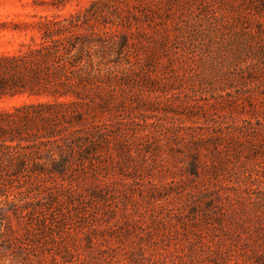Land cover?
<instances>
[{
    "label": "rangeland",
    "instance_id": "1",
    "mask_svg": "<svg viewBox=\"0 0 264 264\" xmlns=\"http://www.w3.org/2000/svg\"><path fill=\"white\" fill-rule=\"evenodd\" d=\"M50 23L95 71L0 161V264H264V0H0V55Z\"/></svg>",
    "mask_w": 264,
    "mask_h": 264
},
{
    "label": "trees",
    "instance_id": "2",
    "mask_svg": "<svg viewBox=\"0 0 264 264\" xmlns=\"http://www.w3.org/2000/svg\"><path fill=\"white\" fill-rule=\"evenodd\" d=\"M69 29L64 25L59 30L55 23H50L45 27L43 42L28 45L19 54L0 55V100L25 94L52 95L55 98V103L25 104L14 111L0 113V161L14 170L25 169L31 159L30 152L21 156L12 153L24 142L30 143L23 133L36 122L42 121V125L43 121H52L53 117L61 115L64 118L71 114L77 105L76 100L61 98L79 97V87L90 72L95 71L93 53L81 38L77 37L71 43V49L68 46L66 35L71 31ZM73 51L77 55L76 62L70 55ZM76 119L80 120L81 116L77 114ZM87 143L86 138L80 137L76 146L83 150ZM28 145L24 144L26 149H29ZM67 162L66 156H62L61 163L57 165L59 170Z\"/></svg>",
    "mask_w": 264,
    "mask_h": 264
}]
</instances>
